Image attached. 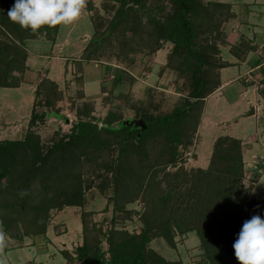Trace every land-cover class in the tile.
I'll use <instances>...</instances> for the list:
<instances>
[{
    "label": "rangeland",
    "instance_id": "obj_1",
    "mask_svg": "<svg viewBox=\"0 0 264 264\" xmlns=\"http://www.w3.org/2000/svg\"><path fill=\"white\" fill-rule=\"evenodd\" d=\"M203 1L230 4L233 16L220 24L219 36H215L213 29L204 31L199 38L203 42H214L216 58L228 65L213 69L220 80L219 85L205 97L195 129L188 128L182 135L184 142L178 146L181 154L178 166L182 165L188 172L205 169L218 137L238 138L241 141L242 178L234 182L233 191L237 188L239 198L264 197V0ZM113 4L111 0H87L79 19L70 25H59L53 41L45 34L24 41L21 53H27L25 66L13 63L8 70V82L17 86L0 87V140L22 139L31 128L47 149L69 132L79 118L77 109L85 103L93 106L90 119L99 126L110 111L120 116L111 126L119 127L122 123L141 120L142 113H167L187 95L188 80L166 66L172 47L169 42H164L154 52L141 45L135 51L124 52L120 50L119 42L112 38L111 45L104 43L95 59H81L87 43L104 30L112 15L110 6ZM5 32L3 26L0 27V39L8 41L10 37ZM6 64H0V80L7 72ZM47 80L55 81L59 90V97L51 106L44 104L49 87ZM32 108L38 118L29 127ZM114 148L110 150L113 157L117 154ZM108 159L109 156L103 155L98 162ZM175 168L169 166L165 172H173ZM81 172L83 206L64 205L60 209H51L44 234L28 233L19 239L4 232L6 245L0 250V260L4 264H69L75 248L83 241V212L89 213L85 215L90 229L88 238L97 236L103 251L108 248L109 230L128 234L140 232L144 225L141 216L147 211L143 195L115 210L111 172H106L95 162L84 163ZM162 175L160 172L158 176ZM191 185L165 176L158 184L156 194L171 192L176 198L174 202L180 205L179 211L188 209L186 219L181 221L183 227L195 219L200 229H208L210 224L201 218L208 213L199 205L192 207L193 197H198L200 202L206 201L203 198L206 189L198 190L194 184L192 191ZM212 217L227 222L230 228L235 223L238 227L242 225V214L237 219L224 209L216 210ZM0 231L3 232L2 228ZM171 234L173 244L156 235L150 239L148 247L167 261L207 263L205 247L196 230L180 232L173 229ZM120 237L121 233L116 238Z\"/></svg>",
    "mask_w": 264,
    "mask_h": 264
},
{
    "label": "trees",
    "instance_id": "obj_2",
    "mask_svg": "<svg viewBox=\"0 0 264 264\" xmlns=\"http://www.w3.org/2000/svg\"><path fill=\"white\" fill-rule=\"evenodd\" d=\"M111 1L114 3L110 6L112 15L107 19L104 30L87 43L81 59H95L104 43L111 45L112 38L119 42L120 50L124 52L135 51L140 45L154 52L164 42H169L172 47L166 66L177 70L188 80L187 95L167 113H142L139 117L144 128L124 123L112 127L111 124L120 116L110 111L99 126L90 119L93 106L85 103L77 109L79 118L69 132L47 149L31 128L22 139H1L0 229L19 239L28 233L44 234L51 209H60L64 205L83 206L81 168L84 163L95 162L101 164L106 172H111L115 210L143 195L147 205V211L141 216L144 225L139 233L133 234L109 230L108 248L103 251L97 236L88 238L90 229L85 215L89 213L83 212V241L75 248L69 264H180L163 259L147 245L156 235L173 244V229L197 231L205 247L206 264H239L233 244L243 223L254 215L264 218V197L239 198L237 188L233 191L234 182L242 178L241 141L231 136L218 137L205 169H190L188 172L182 165L178 166L181 156L178 146L184 142L182 135L188 128L195 129L205 97L219 85L220 80L213 69L228 65L216 58L214 42H203L199 38L204 31L213 29L215 36H219L220 24L233 16L230 4L203 0ZM15 2L0 0V27L3 26L10 37L8 41L0 39V64L7 63V72L0 80V87L17 86L8 82V70L13 63L25 66L27 53H21L24 41L42 34L53 41L59 28V25H45L36 32L21 28L7 15ZM87 7L90 9L91 4ZM47 82L49 87L46 88L44 104L51 106L59 97V90L55 81ZM37 118L32 108L29 127ZM113 148L117 152L115 157L110 156ZM103 155L109 159L98 162ZM169 166L176 168L173 172H165ZM160 172H163L161 177L158 176ZM165 176L187 181L192 184L190 190L195 188L194 184L198 190L205 187L203 198L206 201L200 202L198 197H193L192 207L199 205L208 213L204 217L202 212L199 214L210 224L208 229H200L195 219L183 227L181 221L186 219L188 209L179 211L180 205L174 202L176 198L171 192L156 194L158 184L165 180ZM178 199L181 201L182 193ZM220 209L228 215H236L237 219L242 214V225L238 227L234 222V227L230 228L227 222L213 218L212 213ZM120 233L121 237L116 238Z\"/></svg>",
    "mask_w": 264,
    "mask_h": 264
},
{
    "label": "clouds",
    "instance_id": "obj_3",
    "mask_svg": "<svg viewBox=\"0 0 264 264\" xmlns=\"http://www.w3.org/2000/svg\"><path fill=\"white\" fill-rule=\"evenodd\" d=\"M87 0H16L8 17L21 28L36 32L42 26L70 25L78 20ZM6 245L0 231V250ZM239 264H264V218L259 215L246 220L233 244ZM0 264H4L0 260Z\"/></svg>",
    "mask_w": 264,
    "mask_h": 264
},
{
    "label": "water",
    "instance_id": "obj_4",
    "mask_svg": "<svg viewBox=\"0 0 264 264\" xmlns=\"http://www.w3.org/2000/svg\"><path fill=\"white\" fill-rule=\"evenodd\" d=\"M130 124H133L134 126H140L141 128H144V124L142 122V120L138 119V120H133L130 122Z\"/></svg>",
    "mask_w": 264,
    "mask_h": 264
}]
</instances>
